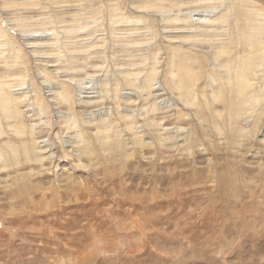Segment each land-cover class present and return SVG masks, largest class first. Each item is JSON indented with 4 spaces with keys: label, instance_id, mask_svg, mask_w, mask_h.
<instances>
[{
    "label": "rangeland",
    "instance_id": "rangeland-1",
    "mask_svg": "<svg viewBox=\"0 0 264 264\" xmlns=\"http://www.w3.org/2000/svg\"><path fill=\"white\" fill-rule=\"evenodd\" d=\"M242 1L0 0V264H264ZM248 56L246 113L224 81Z\"/></svg>",
    "mask_w": 264,
    "mask_h": 264
},
{
    "label": "bare ground",
    "instance_id": "bare-ground-1",
    "mask_svg": "<svg viewBox=\"0 0 264 264\" xmlns=\"http://www.w3.org/2000/svg\"><path fill=\"white\" fill-rule=\"evenodd\" d=\"M244 2H245V4L247 5V6H250V2L252 3V1L251 0H243ZM242 1V2H243ZM242 4V3H241ZM253 4H254V2H253ZM245 8V7H244ZM254 8V7H253ZM253 8H247V9H245V15H246V18L248 19L247 20V22H251V21H256V20H258V17L260 16L259 15V13H258V11L257 10H255V9H253ZM228 10V6H226V8H225V11H227ZM193 13L192 12H185V13H182L181 15H177L178 17H182V18H180V19H175V20H179V21H188V19L189 20H191V21H193L194 19H192L191 17H193ZM191 16V17H190ZM215 17L214 18H207V17H202V18H199L200 20H204V23H206V24H208L209 26H213L214 25V23L216 22V20H220L221 18H222V16H224V14H223V12H222V14H220V13H216L215 15H214ZM196 19V18H195ZM223 19V18H222ZM255 29V28H254ZM256 34H259V32H255V34H250L249 36H256ZM248 43H249V45L251 46V47H254V45H253V39L251 38V37H249L248 38ZM257 44V46L258 47H260L259 46V42H257L256 43ZM264 57V56H263ZM247 60L245 61V63H244V65H242V58H240V59H238V62H237V69H238V72H236V77H237V79H238V81H234V82H229V81H224L227 85H229L230 86V88L231 89H233L232 90V93H233V96H234V100H233V102L230 104L231 106H234V108L236 109V110H241L242 112H246L247 110H249V109H247V107H245L244 105L246 104V103H248L247 101H243L242 100V96H241V94L243 93V91H244V89H245V87H247V81H248V78H249V76L247 75V73H248V69H249V67L253 64V61H249L250 60V56H248L247 58H246ZM262 59V58H261ZM262 61L264 62V58L262 59ZM259 71V72H258ZM247 72V73H246ZM257 72H258V75L259 76H263L264 75V68H261V69H259V70H257ZM263 73V74H262ZM148 77V76H147ZM147 77H146V79L145 80H147V81H149L150 80V77H149V79H147ZM264 77V76H263ZM146 83H148V82H146ZM260 101V100H259ZM262 101V100H261ZM254 104H257V103H255L254 102ZM259 105V104H258ZM233 107H232V109H234ZM234 109V110H235ZM263 112H264V109L262 110ZM235 113V112H234ZM247 113V112H246ZM250 132V131H249ZM248 132V133H249ZM150 138V137H149ZM148 138V139H149ZM149 142H151L150 140H146V143L148 144ZM72 150H70V151H75L76 153H83V150H82V147L80 148V146H78L77 144H76V146L75 145H73L72 146V148H71ZM81 150V151H80ZM41 155L43 156V157H45L44 155H45V153L43 154V153H41ZM43 157H40V158H43Z\"/></svg>",
    "mask_w": 264,
    "mask_h": 264
}]
</instances>
